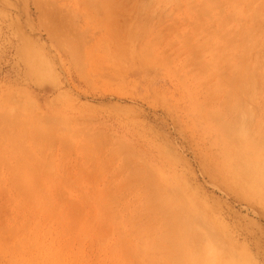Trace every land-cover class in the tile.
<instances>
[{
	"label": "rangeland",
	"instance_id": "obj_1",
	"mask_svg": "<svg viewBox=\"0 0 264 264\" xmlns=\"http://www.w3.org/2000/svg\"><path fill=\"white\" fill-rule=\"evenodd\" d=\"M0 135V264H264V0H0Z\"/></svg>",
	"mask_w": 264,
	"mask_h": 264
},
{
	"label": "bare ground",
	"instance_id": "obj_2",
	"mask_svg": "<svg viewBox=\"0 0 264 264\" xmlns=\"http://www.w3.org/2000/svg\"><path fill=\"white\" fill-rule=\"evenodd\" d=\"M253 89V88H252ZM235 97H236V94H235ZM232 98V97H231ZM232 99H234V98H232ZM232 101V100H231ZM4 116V115H3ZM5 118H6V116H5ZM4 119V118H3ZM7 120L9 119V118H6ZM15 119V118H14ZM6 121V120H5ZM9 121H11V119L10 120H8V122ZM9 124H10V122H9ZM243 125V124H242ZM11 126V125H10ZM18 126V125H17ZM7 127V126H6ZM5 127V128H6ZM237 127V126H236ZM239 127V126H238ZM1 128H4V127H1ZM4 128V129H5ZM18 128V127H17ZM229 128H233V125H231V127H229ZM228 128V129H229ZM240 128V127H239ZM1 130H3V129H1ZM4 131V130H3ZM228 132L230 131L231 132V130L229 129V130H227ZM5 132H7V129H6V131ZM9 132H10V130H9ZM235 131H233L232 133H234ZM15 133V132H14ZM7 134V133H6ZM10 134H12V132L10 133ZM25 134H26V131H25ZM25 134H23V136H25ZM4 135H5V133H4ZM14 135V134H13ZM12 135V137H14V136H16V134L13 136ZM17 135H19V134H17ZM22 135V134H21ZM9 137H11V135H8ZM22 136V137H23ZM0 137H1V135H0ZM5 137V136H4ZM17 137V136H16ZM20 137V136H19ZM15 138V137H14ZM27 138V137H26ZM5 139H6V137H5ZM16 139V138H15ZM12 140H13V138H12ZM11 139H10V141H12ZM13 142V141H12ZM36 142V141H35ZM3 143H5V141L3 142ZM11 144H13V145H15V144H17L16 142H15V144L14 143H11ZM3 146V145H2ZM87 146V145H86ZM85 149V148H84ZM3 151H4V149H3ZM4 153V152H3ZM109 154V153H108ZM128 154V153H127ZM127 156V155H126ZM133 157V156H132ZM130 159H131V155H130ZM133 159V158H132ZM127 161V160H126ZM129 162V161H128ZM132 162L134 163V161L132 160ZM109 164V163H108ZM126 165V164H125ZM130 165V164H129ZM128 166V165H127ZM135 167V166H134ZM131 168H133V167H131ZM130 168V169H131ZM141 168V167H140ZM124 169V168H123ZM135 169V168H134ZM138 169V168H137ZM139 170V169H138ZM141 170V169H140ZM120 171V170H119ZM118 171V172H119ZM136 171V170H135ZM121 172V171H120ZM137 175V174H136ZM141 175V174H140ZM129 176V175H128ZM127 176V177H128ZM143 176V175H142ZM119 178V177H118ZM138 178V177H137ZM91 179V178H90ZM122 179V178H121ZM131 179V178H130ZM98 180V179H97ZM124 180V179H123ZM127 180V179H126ZM131 181V180H130ZM137 181V180H136ZM140 181V180H139ZM92 182L93 181H91V184H92ZM121 182H122V180H121ZM120 182V183H121ZM126 182V181H125ZM129 183V182H128ZM119 184V183H118ZM126 184V183H125ZM131 184V183H130ZM136 184V186H135V188L137 187V182L135 183ZM98 185V184H97ZM120 185V184H119ZM122 185V184H121ZM120 185V186H121ZM129 185V184H128ZM119 186V187H120ZM130 186V185H129ZM134 186V185H133ZM139 186V185H138ZM157 186V185H156ZM121 187H123V185L121 186ZM151 187V186H150ZM76 188H77V186H76ZM95 188V187H94ZM139 188V187H138ZM154 188V187H153ZM108 189H110V187L109 188H107V190ZM116 189V188H115ZM115 189H114V191H115ZM120 189V188H119ZM123 189V188H122ZM149 189V188H148ZM157 189H159V188H157ZM157 189H156V191H157ZM118 190V189H117ZM124 190V189H123ZM131 190V189H130ZM133 190H136V189H134L133 188ZM161 190V189H160ZM94 191V190H93ZM92 191V192H93ZM103 191H106V188L104 189V190H102V192H101V194L103 193ZM128 191H129V188H128ZM150 191H151V189H150ZM95 192V191H94ZM120 192H121V190H120ZM145 192V191H144ZM109 192H107L106 193V196H107V194H108ZM119 193V192H118ZM125 193H127V192H125ZM155 193V192H154ZM161 193V192H160ZM159 193V194H160ZM166 193V192H165ZM117 194V193H116ZM120 194V193H119ZM118 194V195H119ZM149 194V193H148ZM151 194V193H150ZM150 194H149V196H150ZM132 195V194H131ZM135 195H137V194H135ZM99 196H100V194H99ZM105 196V195H104ZM141 196V195H140ZM139 196V197H140ZM154 196V195H153ZM180 196V195H179ZM102 197V196H101ZM116 197V196H115ZM119 197H122V195L120 196L119 195ZM167 197V196H166ZM166 197L165 196H163L162 195V193H161V196L159 195H157V199H155L156 197H154V199L153 200H151V201H153V203H150V205H149V203H148V205L149 206H151L152 204H154V201H156V208H160V207H166V209H169L171 212H169L168 211V213H167V211H166V217H164L165 219H167V220H165L166 222H167V224H166V222H163V223H165L164 225H163V228H161L162 226H160V237L159 236H157V239L158 238H161V243H159L160 244V246L158 245V247H156L155 246V249H157L158 250V248L159 247H161L162 246V250H163V248L165 247V249L166 250H168V251H166V252H169V255L172 257V255L171 254H173L174 255V259L173 258H171V257H169V259H171V261H174V260H177V261H174L176 264H177V262H180V261H182L183 260V258H182V260L181 259H179V257L181 256V252L180 251H183V249H185V246H186V244L187 243H190V242H188V241H190V238H191V227H190V229L189 228H187L188 229V231H185V228L183 227V225H182V223H180L182 220V218H180V217H183V214H181L180 215V217L179 216H176V214L175 213H173L172 212V210L170 209L172 206H167V204H170L169 202H170V200L169 201H167L166 200ZM134 198H136V197H134ZM168 198V197H167ZM137 199V198H136ZM147 199V198H146ZM95 200V199H94ZM120 200V199H119ZM133 201H134V199H132ZM131 200V201H132ZM148 200V199H147ZM111 201V200H110ZM123 201V200H122ZM144 201V200H143ZM142 201V202H143ZM149 201V200H148ZM139 205V204H138ZM144 205V204H143ZM142 204L139 206V208L141 207V206H143ZM147 205V204H146ZM146 205H145V207H146ZM159 205V206H158ZM172 205V204H171ZM154 206V205H153ZM176 206V205H175ZM169 207V208H168ZM126 208V207H125ZM138 208V207H137ZM136 208V209H137ZM141 208H143V207H141ZM153 208V207H152ZM174 208V207H173ZM146 209H147V207H146ZM145 209V210H146ZM150 209V208H149ZM155 209V208H154ZM165 209V208H164ZM165 209V210H166ZM176 209V208H175ZM161 210V209H160ZM134 211V210H133ZM147 211V210H146ZM146 211H145V213H146ZM152 212V211H151ZM163 212H164V210H163ZM178 212H180V210H178ZM177 212V213H178ZM135 213H137V212H135ZM162 213V212H161ZM142 214V213H141ZM163 215H165V213H163ZM144 216V215H143ZM130 217V219H131V216H129L128 215V217H127V219ZM159 217V216H158ZM163 217H161V214H160V217L159 218H163ZM178 217H179V219H178ZM154 219H156L155 217H154ZM126 220V219H125ZM130 221V220H129ZM112 222V221H111ZM184 222V221H183ZM161 223V222H160ZM131 224H133L132 222H131ZM137 224V223H136ZM139 224V223H138ZM187 224V223H186ZM188 224H190V223H188ZM187 224V225H188ZM144 225V224H143ZM186 225V226H187ZM190 226V225H189ZM133 227H135V226H133ZM157 227V226H156ZM141 228H143L142 226L140 227V230H141ZM135 229V228H134ZM138 229V228H137ZM136 229V230H137ZM145 229H148V228H145ZM145 229H143V231L145 230ZM156 229V228H155ZM152 230V229H151ZM157 230L159 231V229L157 228ZM134 231V230H133ZM150 231V230H149ZM157 231V232H158ZM130 232H131V230H130ZM135 232V231H134ZM138 232V231H137ZM137 232H136V235H138L139 234V236H136L137 238L138 237H145V236H147L146 234H144L145 236H143L142 234L143 233H145L146 232V230L144 231V232H141V233H138L137 234ZM152 232V231H151ZM150 232V233H151ZM155 232V231H154ZM124 232L122 231V234H123ZM149 233V234H150ZM200 233V232H199ZM133 234H135V233H133ZM133 234H131V236L132 237H134L133 236ZM141 234V235H140ZM126 235V234H125ZM124 235V236H125ZM152 235V234H151ZM122 236V235H121ZM131 237V238H132ZM126 238V236L124 237V239ZM147 238H148V236H147ZM182 238V239H181ZM185 238V239H184ZM192 238H193V236H192ZM135 239V238H134ZM143 239V238H142ZM141 239V240H142ZM195 239V238H194ZM144 240V239H143ZM156 240V239H155ZM107 241V240H106ZM132 242H133V240H131ZM140 241V240H139ZM152 241H154V240H152ZM159 241H160V239H159ZM162 241H164L163 243L164 244H162ZM129 242V241H128ZM136 241H134V243H135ZM140 242H142V241H140ZM146 242V241H145ZM103 243V242H102ZM147 243V242H146ZM154 243V242H153ZM136 245H137V243H135ZM142 244V243H141ZM150 244V243H149ZM149 244H147L148 245V247H149ZM158 244V243H157ZM146 245V244H145ZM165 245V246H164ZM93 246V245H92ZM138 246V245H137ZM137 246H136V248H137ZM151 246H153V245H151ZM140 247V246H139ZM146 247V246H145ZM97 248V247H96ZM141 248V249H140ZM139 249L140 250H144V249H142V247H140ZM151 248V247H150ZM154 248V247H153ZM139 249H138V251H139ZM149 249V248H148ZM154 249V250H155ZM171 249V250H170ZM192 249V248H191ZM110 250V249H109ZM153 250V249H152ZM154 250L152 251V252H154ZM161 250V252H163ZM170 250V251H169ZM146 250H144V252H145ZM158 251H160V250H158ZM143 252V251H142ZM165 252V251H164ZM163 252V253H164ZM184 252V251H183ZM129 253V252H128ZM157 253V252H156ZM159 253V252H158ZM141 253H139V255H140ZM150 254V253H149ZM160 254V253H159ZM166 254V253H165ZM143 255H144V253H143ZM163 255V254H162ZM168 255V254H167ZM178 255H179V257H178ZM151 256V255H150ZM154 256V255H153ZM157 256V255H156ZM176 256V257H175ZM143 257V256H142ZM158 258H159V256H157ZM178 257V258H177ZM161 258V257H160ZM177 258V259H176ZM148 259H150V258H148ZM153 259V262H154V264L156 263L155 261H158V260H154V257L152 258ZM163 259L164 258H162V261H159V262H163ZM165 259H166V255H165ZM164 259V260H165ZM173 259V260H172ZM178 259L180 260V261H178ZM130 260V259H129ZM139 261H140V259H139ZM138 261V262H139ZM141 261H143V260H141ZM149 261V260H148ZM167 259L165 260V263H167L168 262V264H169V261H167ZM140 263V262H139ZM149 263V262H148ZM173 263V262H172ZM171 263V264H172ZM129 264H131V263H129ZM144 264V263H143ZM146 264V263H145ZM150 264V263H149ZM158 264V263H157ZM160 264V263H159ZM163 264V263H162Z\"/></svg>",
	"mask_w": 264,
	"mask_h": 264
}]
</instances>
